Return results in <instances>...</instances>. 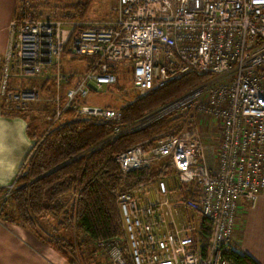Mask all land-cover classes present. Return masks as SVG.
I'll return each mask as SVG.
<instances>
[{
    "label": "built area",
    "instance_id": "obj_1",
    "mask_svg": "<svg viewBox=\"0 0 264 264\" xmlns=\"http://www.w3.org/2000/svg\"><path fill=\"white\" fill-rule=\"evenodd\" d=\"M64 56L88 60L77 80L64 71ZM121 68L139 95L189 73L211 79L170 103V130L117 155L124 237L101 242L100 250L109 264H234L240 202L255 208L264 197V0H116L112 17L95 22L47 20L22 0L1 64L0 99L8 109L28 111L40 98L12 89L11 77L50 70L49 132L72 110L118 123L120 135L138 124L125 125L117 108L85 100L93 89L116 85ZM202 125L219 128L218 149L207 146ZM157 169L170 173L129 191L133 172ZM189 212L213 221L206 249L201 221L183 218Z\"/></svg>",
    "mask_w": 264,
    "mask_h": 264
},
{
    "label": "trees",
    "instance_id": "obj_2",
    "mask_svg": "<svg viewBox=\"0 0 264 264\" xmlns=\"http://www.w3.org/2000/svg\"><path fill=\"white\" fill-rule=\"evenodd\" d=\"M30 1L36 16L37 8H52L60 12L63 19L86 21L96 0ZM65 54H69L68 48ZM71 59L78 60L74 57ZM209 77L211 76L189 73L147 95L137 96L120 108L123 124L134 123L170 104L209 81ZM52 86L51 82L50 89ZM9 110L7 113L12 116H26L24 112ZM171 115L172 113L165 114L137 130L115 135L118 123L81 118L68 110L66 116L71 120L59 124L51 132L36 139L27 163L21 168L16 180L17 188L10 195L16 219L31 229H36L39 218H61L63 225L72 227L76 234H84L95 252L97 243L124 237L121 213L115 196L122 185L116 157L129 147L141 142H151L155 136L168 131L171 128ZM168 171L158 169L133 172L129 191L156 181ZM5 193L6 189H0V197ZM191 195L192 193H188L184 196L188 198ZM61 196L65 200H61ZM212 233L213 221L201 216L199 237L205 249L210 244ZM52 244L65 255L70 256V253L76 252L75 246L66 240ZM77 258L79 257L76 256L75 259ZM231 259L234 264H259L249 254L240 252L233 253Z\"/></svg>",
    "mask_w": 264,
    "mask_h": 264
},
{
    "label": "crops",
    "instance_id": "obj_3",
    "mask_svg": "<svg viewBox=\"0 0 264 264\" xmlns=\"http://www.w3.org/2000/svg\"><path fill=\"white\" fill-rule=\"evenodd\" d=\"M19 2L0 0V70L8 50L10 25ZM109 16L111 18L112 13ZM80 60L71 61L75 63L73 61ZM83 61V66L77 68L79 75L73 80H77L87 70L88 60ZM65 72L72 76L71 71ZM27 83L16 76L10 79V86L14 90H26ZM7 111L10 112L0 99V189H7L16 182L36 139L41 136L31 129L29 114L17 117ZM236 217L234 246L240 253L249 254L259 264H264V197L259 199L255 208H250L246 200H241ZM76 235L80 236V240ZM61 240L74 245L76 252L69 256L58 251L52 242ZM85 247H89V241L84 234H76L72 227L63 225L61 220L52 221L50 216L39 218L36 229L19 222L15 210L13 212L10 207L4 214V220L0 219V264H104L105 256L98 251L95 252L96 256L101 259L92 254L94 256L90 257V263ZM76 256L79 258L75 259Z\"/></svg>",
    "mask_w": 264,
    "mask_h": 264
},
{
    "label": "rangeland",
    "instance_id": "obj_4",
    "mask_svg": "<svg viewBox=\"0 0 264 264\" xmlns=\"http://www.w3.org/2000/svg\"><path fill=\"white\" fill-rule=\"evenodd\" d=\"M115 1L116 0H96L94 2V4L91 6L86 19L91 20L89 22H95V21H100L102 19L110 18L109 15H110V13H112V8L115 4ZM36 14L39 17H42V18L47 19V20H56V19L61 18L60 12H58L52 8H44V9H41V8L38 9L37 8ZM71 60H73V59H70V57L64 56L62 65H63V69L65 71H71L70 72L72 75L71 77H75L76 75H79L78 74L79 72H77L78 66H83L82 64H84L85 61H83L84 60L83 59L80 61H73L75 63H72ZM120 66H122V64ZM126 71H127L126 69L121 68L120 75L118 76L119 80H118L116 85H113L110 87H105V88H103V90H98V91H96L94 89L91 90L90 95H88V97L85 100V103L92 104V105H98L101 107L117 108L118 110H120L122 120H123V114H122V111L120 108L123 107L128 102L135 99L137 96H144V95H139L134 91V87H133L130 75H128ZM128 71H130V70L128 69ZM16 77H19V76L17 75ZM19 78H23V77H19ZM210 78L211 77H209V79ZM23 79H25V78H23ZM25 80L28 82L27 86L25 87L27 89L22 90V91L35 92L36 95L40 99L38 102L33 103L32 106L29 108V110L24 112V113L29 114L31 129L36 131L37 132L36 134L38 136H40V135L43 136L44 134H47L49 132L48 131L49 128H51L50 124H49L48 117L51 116V113L53 112V109H54V102L52 101V99L55 96V94H54L55 93V87L53 84L52 73L50 70H47V71L43 72L41 75H38L34 78H27ZM51 82L53 84V86H52L53 90L50 89ZM154 90H156V89H154ZM17 91H19V90H17ZM170 110H171L170 104L165 105V106L155 110L154 112L148 114L147 116L143 117L142 119H140L134 123H131L132 125L138 124V126L133 130H129L128 132L137 130V129L141 128L142 126L148 124L149 122H151L155 119H158L159 117H161L167 113H170ZM65 117L61 120V122H60L61 124L67 123L71 120V118H68L67 116H65ZM213 127H216V125H213ZM213 127H211L209 129L205 125H202L201 131L204 134V140H205V143L207 144V146L218 149L217 143H218L220 132H219L218 127H216L215 129ZM128 132H126V133H128ZM15 185H16V182H15ZM16 188L17 187L15 186V189ZM7 189H6V193L2 197H0V219L1 220L2 219L4 220V214L6 213V211L9 207H10V210H13V212L15 210L14 209L15 207L11 201V196L7 195L8 194ZM60 198H61V200H65L64 196H61ZM69 202L71 203V201H69ZM15 212H16V210H15ZM188 215H190L191 217H185L184 216L183 217L184 220L189 221L191 224H194L195 226H197L199 224V222L201 221L200 214H194V213L189 212ZM50 219L52 221H54L55 218L50 216ZM55 220H61V218L55 219ZM76 237H78L80 240L79 235H76ZM98 244H100V243H97V251L101 255L105 256L106 261L104 262V264H106V263L109 264L108 257L106 256V254L102 250H100ZM123 247H126V243H123ZM83 248L84 247H82V251H83ZM85 250L89 253V259L88 258L87 259L91 263L92 261H91L90 257L97 255L95 253V249L89 245V247H87ZM92 254H94V255H92ZM96 257H99V259H101L100 256H96Z\"/></svg>",
    "mask_w": 264,
    "mask_h": 264
},
{
    "label": "bare ground",
    "instance_id": "obj_5",
    "mask_svg": "<svg viewBox=\"0 0 264 264\" xmlns=\"http://www.w3.org/2000/svg\"><path fill=\"white\" fill-rule=\"evenodd\" d=\"M101 243V242H100Z\"/></svg>",
    "mask_w": 264,
    "mask_h": 264
}]
</instances>
